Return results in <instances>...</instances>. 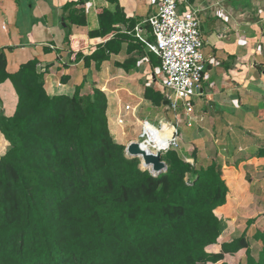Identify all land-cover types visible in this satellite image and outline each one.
Listing matches in <instances>:
<instances>
[{
    "label": "trees",
    "instance_id": "trees-1",
    "mask_svg": "<svg viewBox=\"0 0 264 264\" xmlns=\"http://www.w3.org/2000/svg\"><path fill=\"white\" fill-rule=\"evenodd\" d=\"M106 1L118 10L100 12L88 36L104 43L84 57L98 70L129 40L114 27L128 25L117 0ZM37 65L32 59L8 72L0 54V85L9 82L16 96L12 111L0 114V264H264V227L251 237L256 255L247 234L255 220L222 240L221 165L196 157L193 165L170 150L165 173L142 170L110 135L105 94L51 97ZM144 98L164 100L149 88Z\"/></svg>",
    "mask_w": 264,
    "mask_h": 264
},
{
    "label": "crops",
    "instance_id": "crops-1",
    "mask_svg": "<svg viewBox=\"0 0 264 264\" xmlns=\"http://www.w3.org/2000/svg\"><path fill=\"white\" fill-rule=\"evenodd\" d=\"M117 2L128 25H113L129 40L99 70L94 63L87 67L84 57L104 43L88 36L99 29L100 12L112 16L118 10L106 0H0V54L7 59L8 72L37 59V72L51 97H71L76 89L82 94L101 90L110 135L125 146L143 122L154 124L146 111H173L165 104L160 62L141 40L153 41L148 21L159 0ZM188 9L197 11L201 23L206 57L201 95L189 118L179 109L173 112L174 122L162 118L157 125L186 126L190 137H184L181 156L193 165V157L201 165H221L228 198L220 214L249 215L264 195V0H180L179 11ZM81 17L82 26L77 24ZM77 53L81 57L72 59ZM147 88L163 96L161 106L144 98ZM0 99V114L11 112L16 96L9 82L0 85Z\"/></svg>",
    "mask_w": 264,
    "mask_h": 264
},
{
    "label": "built area",
    "instance_id": "built-area-1",
    "mask_svg": "<svg viewBox=\"0 0 264 264\" xmlns=\"http://www.w3.org/2000/svg\"><path fill=\"white\" fill-rule=\"evenodd\" d=\"M179 6L180 0H159L157 13L148 21L153 41L141 40L160 62L168 108L173 112L182 109V116L189 118L201 95L206 57L197 11L181 13ZM179 136L177 126L145 121L136 142L149 154L161 153L162 160L165 153L179 148Z\"/></svg>",
    "mask_w": 264,
    "mask_h": 264
},
{
    "label": "rangeland",
    "instance_id": "rangeland-1",
    "mask_svg": "<svg viewBox=\"0 0 264 264\" xmlns=\"http://www.w3.org/2000/svg\"><path fill=\"white\" fill-rule=\"evenodd\" d=\"M166 91L167 90L165 89V93H166ZM146 112H145V114H149L148 115V118L150 120L154 119L153 122L156 125L159 122L158 119L161 120L162 118L166 119L168 122H170L171 120L173 122L175 121L174 120V113L173 112H169L168 110H164L162 108H161V110L159 112H156V113H155V111L153 109H150L149 110V113H148V111H146ZM187 131H188V129L186 128V126H184V125L181 126L180 125V128H179L180 146L176 150L179 153V155H181L180 152L183 151L186 148V145L184 144V137H185V139H187V138L190 137V135L187 133ZM137 140H138V135L136 136V135L133 134L130 138H128V141H126L125 147L129 143L136 142ZM140 168L142 170H146L148 172L151 171V169H145L142 166L141 162H140ZM263 197H264V195L261 196V197H259V200L257 198V200H256L257 201V204H256L257 210L254 211V212H249L248 213L249 215H247V214L246 215H242V214L240 215V213H242L241 211L236 212L238 215H234V213H232V212L231 213L230 212H227L226 213V211H223V212H221L222 214H220V208L218 209L217 215L219 214L220 217H222V219H221L222 222L220 223V229H221V232L220 233H221V236H222V240L224 242H230L233 239L238 238L245 231V229L247 227V221L251 217L255 221H258L257 223L255 222L254 225L250 226L247 229V234H248L249 238L251 239V243H252L253 254L256 255L258 249L260 248V245L258 243H256V242H254L251 237H253V235H254V233H255V231L257 229H259V230H262L263 229L262 228L263 225H261V223H259V221L262 220L260 218V217H262L261 215H264V213L263 214H260V213L264 212V202L262 201V199L264 200ZM261 206H263V207H261Z\"/></svg>",
    "mask_w": 264,
    "mask_h": 264
},
{
    "label": "water",
    "instance_id": "water-1",
    "mask_svg": "<svg viewBox=\"0 0 264 264\" xmlns=\"http://www.w3.org/2000/svg\"><path fill=\"white\" fill-rule=\"evenodd\" d=\"M165 104H167V102ZM125 153L128 158L139 159L145 169L150 167L151 171L149 173L154 176H158L167 171L166 163L161 160V153H157L156 155L149 154L140 143H129L125 148Z\"/></svg>",
    "mask_w": 264,
    "mask_h": 264
},
{
    "label": "bare ground",
    "instance_id": "bare-ground-1",
    "mask_svg": "<svg viewBox=\"0 0 264 264\" xmlns=\"http://www.w3.org/2000/svg\"><path fill=\"white\" fill-rule=\"evenodd\" d=\"M147 169H151L150 167H148Z\"/></svg>",
    "mask_w": 264,
    "mask_h": 264
}]
</instances>
